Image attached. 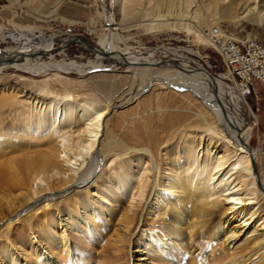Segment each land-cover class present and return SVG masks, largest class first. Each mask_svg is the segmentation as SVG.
Returning <instances> with one entry per match:
<instances>
[{"label":"bare ground","instance_id":"obj_1","mask_svg":"<svg viewBox=\"0 0 264 264\" xmlns=\"http://www.w3.org/2000/svg\"><path fill=\"white\" fill-rule=\"evenodd\" d=\"M261 3H264V0H120L117 3L119 18L116 22L106 18L99 47H91L96 56L85 63L76 60H55L51 48L55 45L56 36L41 29L33 30L28 37L29 42L20 48L10 47L3 51L0 49V73L4 69H14L33 75H48L38 80L22 74L14 75L24 80L23 86L34 89L37 96L28 94L29 96L25 95L26 98L19 99L17 94L18 91L22 92L21 88L0 96V110H13L17 120L22 119L23 128V131L16 129V134L0 133V147L3 144L6 146L0 150V219L4 218V212L12 214L17 211L16 216L19 215L17 218H8L5 227L0 230V234L7 239L3 245L6 264H78L71 254L69 236L65 232H57L56 215L47 209L58 205L50 203V198L45 200L46 204L42 210L41 218L46 222L41 224L39 219L35 223L41 224L39 234L46 236L49 244L59 246L57 258L39 254V259L29 258L26 263L21 262L18 256L23 248L22 244L11 241L14 237L9 230L11 222L14 219H22L31 226H37L29 213L33 209L31 201L42 189H36L33 184L45 181L48 184L46 189L53 191L62 189L70 182L83 184L110 156H127L132 165L139 166L137 174L142 173L143 178L133 186L140 198H143L146 190L150 188L149 201L157 203L159 208L160 219L157 227L145 230L137 210L129 214L133 209L130 207L134 206V195L128 203L129 209L124 210H120L117 204L109 210L102 206L98 210L90 209L88 201H79L77 196H74L66 208L63 207L71 220L78 218V221H89L95 217L98 225L102 223L101 216L105 213L113 217L118 216L117 222L125 229V233L122 234L115 228L114 243L120 245V248L127 242L141 243H138L131 253L134 257L135 252H144L139 257L140 264H179L183 261L181 253L187 252L189 241L195 242L197 249L203 251V261L207 260V263L188 260L186 264H264V214H261L263 208L255 205L259 204L258 201H253V196L257 193L264 199V185L261 181L257 182L253 171L252 158L256 162L258 156L251 150L249 141L256 122L251 123L255 113L247 100L238 97L234 89L223 81L225 75L215 77L207 67L184 56L178 49L156 47L162 53L161 57L156 56V49L153 48L145 52L128 47L124 49L119 44L122 39L116 38L117 34L114 32L131 27L144 28L149 33L185 30L189 35L199 33L201 42L210 46L214 43L215 34L224 35L219 28L211 32V28L221 22L238 24L240 21H246L264 27V4ZM179 14L189 15L191 21L198 25H193L191 21H177ZM127 20L133 23L125 25ZM145 20L149 22L142 23ZM73 41L79 47H87L82 41ZM122 66L126 67L125 76L116 72ZM74 71L85 74L87 77L83 81L102 95L77 100H58L56 95L51 96L54 94L51 83H75V80L62 74ZM134 87H137L135 92ZM125 92L129 97L118 107L125 117L129 116L121 124L120 128H124L120 132V129L110 127L112 117L109 114L117 107L113 106V100L120 93L121 99H124L122 96ZM169 94L172 98L179 97L178 101L187 110L192 111L196 119L190 125L193 130L188 131L187 128L186 131H181L179 140L172 149L174 152L170 150L177 158L169 157L170 151L166 152L164 159L162 158L163 163L170 165L176 173L165 183L162 180L157 182L156 174L160 168L158 153L163 144L170 147L173 144L171 140L176 136L166 140L158 135L156 130L163 128L176 131L187 119L181 121L170 117L168 122L162 125L156 121L158 118L162 120L165 114L142 116L138 108H141L142 104L144 112L148 106L153 105L160 109L161 103ZM78 107L80 110L76 109ZM131 109H134V112L130 114L128 112H131ZM131 117L141 126H129L128 119ZM173 120L175 121L172 122ZM76 122L78 127L75 130L83 133L77 136V139L65 138L64 140H69L65 142L62 138L56 140L52 137L54 132L60 131V125L63 124V128ZM44 127H48L52 132L47 138H38V131ZM139 128L146 131L145 136L140 134ZM131 130H134V133L128 134ZM212 142H219L223 146L221 154L212 152L209 146ZM33 143H37V150L32 149ZM13 147L18 148L17 153L5 157L4 152ZM205 147L206 156L205 153L200 156V150ZM59 155H67L64 161L68 165L66 168L63 167L62 161H59ZM80 159L82 161L78 168H70ZM144 163L149 164L151 168L148 166L147 170ZM181 168L186 169L189 177L177 180L175 178ZM152 170L153 177L149 174ZM66 171L71 172L69 179L56 176L63 175ZM51 178L54 180L51 181ZM130 184L128 179L123 178L117 186L124 192ZM159 187L171 190L178 202L170 203L164 200V193ZM160 201L162 205L159 204ZM220 207L224 208L221 213L223 215L229 211L236 217L246 216L245 225L260 221V224L249 231L251 241L245 248L229 246L237 236L246 231L245 225L230 226L226 217L219 219L223 226L213 224ZM87 226L86 223L85 231ZM225 226L227 228H224ZM40 241V238L35 237L36 243ZM180 247L185 249L181 251Z\"/></svg>","mask_w":264,"mask_h":264},{"label":"rangeland","instance_id":"obj_2","mask_svg":"<svg viewBox=\"0 0 264 264\" xmlns=\"http://www.w3.org/2000/svg\"><path fill=\"white\" fill-rule=\"evenodd\" d=\"M119 1L120 0H0V49H2L3 51L10 47L20 48L21 46L26 44L27 41L29 42L28 37L33 30L41 29L47 34H55L56 36L54 42L55 45L53 48H51L55 60H76L77 62L85 63L88 60H92L96 56L93 49H97L101 43L100 36L102 33H104L103 28L106 18H109L114 22H116L119 18V10L117 8V3ZM190 9L191 8L189 7L188 10L190 11ZM191 20L192 18H190L189 15L186 16L181 14L178 15L177 19V21L179 22H189ZM148 22V20L142 21V23ZM130 23L132 24L133 22H131V20H127L125 22V25H130ZM191 23L193 25H198L193 21H191ZM218 28L221 29L224 34L238 41L250 37L258 39L264 43V27L255 26L249 24L246 21H240L238 24L234 22H221L219 25L211 28V32ZM114 32L118 35H116V38L119 37L122 39L119 44L124 49L128 47L130 49H140L141 51L145 52L153 48L156 49L155 53L158 57H161L162 53L156 47L165 46L178 49L179 52L184 56L196 60L197 62L207 67L210 73L215 77H219V75H225L226 78L223 79V81L234 89V81L230 78V76H228L227 67L222 57L212 45L208 46L201 42L199 33L189 35L185 30L176 32L165 31L161 33H149L144 28L136 27H131L130 29L127 28L124 31L114 30ZM73 39L82 41L87 47L82 48L77 46V44L74 43ZM124 41L125 43H123ZM91 47L94 48L91 49ZM125 70L126 67L122 66L116 72H119L122 76H125ZM0 74V76H2L0 78V96L4 93L6 94L11 93L12 91H17L21 88L22 92L18 91L19 94H17L19 99H24L29 95L37 96V92L29 86H23L22 82L24 80L22 81L20 78L15 77V74H22L25 77L35 80L42 79L48 76L44 73H39L37 75H33L31 73H22L19 71H15L14 69H4ZM62 74L67 76L71 80H75V83L74 81L66 85L59 82L51 83V89L54 91V94H52L51 96L56 95V98L58 100H77L84 97L97 98L99 97V95H102L100 91L92 90L86 84V82L83 81L87 77L85 74L77 71ZM134 88L133 91H137V87ZM63 92L65 95L63 94ZM125 93V95L122 96L125 97L124 99H121L120 96L122 95V93H120V95L116 97L115 100H113V106L117 107H115V111L113 109V111H111V113L109 114L110 117H112L111 121L109 122L110 127H113L116 130L120 129V132L124 128H120L121 124L123 123L124 119L129 116L128 115L125 117L123 115L124 113L120 111L121 108L118 107L129 97V94H127V92ZM178 99L177 97L172 98L171 94H169L161 103L160 109L153 105L154 107H146L147 110L146 112H144V107L142 104L141 108H138V110L141 111L142 116L147 114H153L154 116H157L158 113L165 114L162 120H159L158 118V122L156 121V123H162V125H165L170 117L181 121L187 119V121H185L183 125L176 131H174L173 129V131L167 129L165 130L163 128H158V130H156L157 134L165 137L166 140L170 139L171 136H176L171 140L173 144L170 147H167V144H163L160 147L158 153V163L160 168L156 174L157 182H160L162 180L167 183V181H169V178H171L173 174H176L172 170V167L170 165L163 163V156H165L166 152H169L170 150L174 152V150L172 149L177 144V141L179 140L178 137L182 132L186 131L187 128L188 131L193 130L190 125L196 119L193 117L194 115L192 111H190L189 109L187 110L185 106H183V104L178 101ZM246 100L255 113V117L252 118L253 120L251 123H253V121L256 122V124L253 125V131L251 139L249 141V145L255 156H258V160L255 162L257 175L261 183L264 185V83L254 82L253 91L251 95L246 98ZM76 109L80 110L79 107ZM76 109H74V111ZM131 110L132 111L128 113L131 114L134 112V109ZM17 118L18 117L15 112L10 108H4L0 110V133L5 134L9 132L16 134L14 132H17L21 129L23 131V128H21L22 119L19 118L17 120ZM132 118L133 117L128 119L130 120L129 126L132 127L133 125H138L139 122ZM174 121L175 120H173L172 122ZM77 124L78 123L76 122L71 124L70 126H66L63 128V124L60 125V131H58L57 133L54 132L53 135L55 137L53 135L52 137L56 140H60L61 138L63 140L65 138H69V140L77 139V136L83 135L82 132H78L75 130L78 127ZM139 126H141V124H139ZM139 131H141V135H146V131L143 128H139ZM51 132V129H49L48 127H44L40 129V131H38L37 135L38 138H47V136H49ZM132 133H134V130H131L128 134ZM67 139L64 141L68 142L69 140ZM33 145L34 146L32 147V149L35 148L34 150H37V143H33ZM209 146H211L212 152L215 154H221V152L223 151V146L219 144V142H212V145L210 144ZM4 147L6 146L3 144V146L0 147V150L4 149ZM17 150V147H13L11 150H6L4 152L6 155L5 157L10 156L12 153L16 154ZM205 150L206 147L204 150H200V156H202L204 153L206 156ZM171 151L169 152L170 154H168V156L177 158V156H174ZM61 156L62 155H59V161H62L63 167L66 168V166L68 165L67 162L64 161H66L67 155L65 157ZM126 157L127 156L107 157L105 161L100 164L98 169H96L94 174H92L90 178H88L83 184L70 182L62 189L56 191L46 189L48 187V184L45 181L39 182L38 184H33V187H36V189H42L41 192L34 196L35 199L31 201L33 202L31 204L33 205V209L29 213L32 216L31 219L33 220L34 224H37V226H31L29 222L22 221V219H14V221L11 222V227L9 229L10 233L14 236L12 237L14 239L11 238V241L14 240L15 244H22L23 249H21L20 255L18 256L20 261L26 263L27 259L37 257V259H39L40 256H43L44 254H47L52 258L58 257L56 252L58 251L59 246L55 244L53 245L51 243L49 244V240L47 239V237L39 234V225L46 222V220H43L41 218L43 215L42 210L46 204L45 200L50 198L52 200H50V203H55L58 205L55 207H49L47 209L52 210L56 215L58 224L57 232H65L69 236L71 254L73 258L77 259L78 264H140L139 257L143 255L144 252H135L134 257L131 253L141 243L134 242V244H129V242H127L121 248L120 245L114 243L115 228H118V231H120L122 234L125 233V229L117 222L118 216L113 217L111 216V214L105 213V215L101 216L102 223L97 225L95 222V217H92L89 221L85 219H80V221H78V218L71 220L69 214H66L64 210V208H66V205L75 198L74 196H77L79 201H88V204L91 206L89 207L90 209L96 208L98 210L99 208L101 209L102 207H104L105 209L109 210L116 204L117 207L120 208V210H124L126 208L129 209L128 203L132 200V197L134 195L135 198L132 200V205L134 206L130 207L133 209L129 211V214L130 212H136L137 210V213L140 217V223L143 220L141 224L144 225L143 227L145 228V230L157 227L158 221L160 219V216L158 215V204L154 201H149L151 197L150 188L146 190L143 198H140L138 196L137 190L133 185H136L140 180H142L143 174H137L139 166H134V164L132 165L131 161L127 160ZM81 161L82 159H80L77 164H72L70 168H78ZM144 165L146 169L148 168V166L151 168V166L147 163H144ZM66 172L67 173L63 175L56 176L69 179L71 176V172ZM149 174L153 177V170ZM188 177L189 176H187L186 174V169L181 168L178 171L177 177L175 179H187ZM123 178L128 179L131 183V186L124 192H121L120 189H118L117 183ZM152 179L153 178H151V180ZM50 180L53 181L54 179L51 178ZM159 188L161 191L162 187ZM162 191L164 193V200L170 203H172L173 201L178 202V199L175 198L171 190L162 189ZM253 197L254 202H259V204L255 205L260 206V209L263 208L261 214H264V199L262 195L257 193ZM159 204L162 205V202L160 201ZM147 206L148 211H146ZM80 210L83 211L82 209ZM223 211L224 208L222 207L218 209V216L213 221L214 225L221 224V226H223V223L219 221V219L222 217L223 219H225L226 217V220L229 219L228 223H230V226H233L235 224H239L238 226H244L246 224V222L244 223V218H246V216L244 218H242V216L240 215L239 217H236V215L234 216L233 213H229V211H227V214L223 215L221 214ZM6 213L7 212H4V218L0 219V230L5 227V223L8 218L13 216V218L19 217V215L16 216V214H18L17 211L13 212L12 214ZM22 213L23 212H21V214ZM24 214H26V212ZM39 219H41V224L35 223ZM86 223L88 226L87 230L85 231L84 225ZM140 223L137 225L138 228L140 227ZM258 224H260V221L257 223L254 221L250 224L245 225L246 231L237 236L236 239L229 244V246L231 248L239 246L245 248V246L249 244L248 242L251 241V237H249V231L253 230L254 226ZM224 228L227 227L225 226ZM262 230L260 229V231ZM35 237L40 238L41 241L39 243H36ZM6 240L7 239L0 234V264L7 263V261H5L6 259L4 254L5 247L3 246L6 243ZM197 247L198 246L195 242L189 241V245L186 247L187 252L181 253L183 254V261L179 264H186L188 260H198L199 262L202 261L204 263H207V260L203 261V251L201 249H197ZM184 249L185 247H180L181 251Z\"/></svg>","mask_w":264,"mask_h":264},{"label":"built area","instance_id":"obj_3","mask_svg":"<svg viewBox=\"0 0 264 264\" xmlns=\"http://www.w3.org/2000/svg\"><path fill=\"white\" fill-rule=\"evenodd\" d=\"M213 41L212 46L234 81L235 93L246 99L253 91L254 82L264 83V43L250 37L238 41L226 34H215Z\"/></svg>","mask_w":264,"mask_h":264},{"label":"water","instance_id":"obj_4","mask_svg":"<svg viewBox=\"0 0 264 264\" xmlns=\"http://www.w3.org/2000/svg\"><path fill=\"white\" fill-rule=\"evenodd\" d=\"M252 164H253V171H254L255 175L257 176V182L259 183L260 180H259L258 175H257V168H256L255 161L253 158H252Z\"/></svg>","mask_w":264,"mask_h":264},{"label":"snow or ice","instance_id":"obj_5","mask_svg":"<svg viewBox=\"0 0 264 264\" xmlns=\"http://www.w3.org/2000/svg\"><path fill=\"white\" fill-rule=\"evenodd\" d=\"M98 119H99V117H98Z\"/></svg>","mask_w":264,"mask_h":264}]
</instances>
